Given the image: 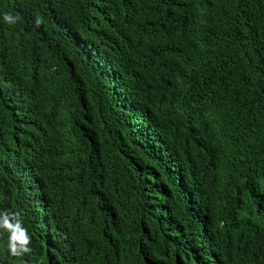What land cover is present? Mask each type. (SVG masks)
<instances>
[{
    "label": "trees",
    "instance_id": "obj_1",
    "mask_svg": "<svg viewBox=\"0 0 264 264\" xmlns=\"http://www.w3.org/2000/svg\"><path fill=\"white\" fill-rule=\"evenodd\" d=\"M4 210L5 264H264V0H0Z\"/></svg>",
    "mask_w": 264,
    "mask_h": 264
},
{
    "label": "clouds",
    "instance_id": "obj_2",
    "mask_svg": "<svg viewBox=\"0 0 264 264\" xmlns=\"http://www.w3.org/2000/svg\"><path fill=\"white\" fill-rule=\"evenodd\" d=\"M3 19L6 23H16L18 17L10 13H5ZM40 19H36V24L39 26ZM0 230L7 236V252L8 254H0V264H5V261L10 257H23L31 253L30 247L31 237L28 230L23 226V220L19 211H0ZM37 263L29 256V264Z\"/></svg>",
    "mask_w": 264,
    "mask_h": 264
}]
</instances>
